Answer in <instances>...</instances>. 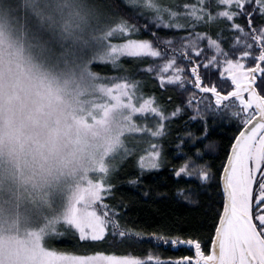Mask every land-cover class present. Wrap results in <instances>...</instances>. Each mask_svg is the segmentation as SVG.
<instances>
[{"label":"snow or ice","instance_id":"6c2138e0","mask_svg":"<svg viewBox=\"0 0 264 264\" xmlns=\"http://www.w3.org/2000/svg\"><path fill=\"white\" fill-rule=\"evenodd\" d=\"M124 5L132 9L131 15L112 0L102 6L112 27L105 54L93 62L123 70L120 76L106 78L117 82L113 93L125 112L124 131L112 147L111 158L100 165L97 178L81 191L61 223L80 242H104L110 237L113 243L147 242L173 251L185 248L192 254L162 258L152 251L69 254L48 248L33 249L32 255L37 260L43 257L40 264H264V0H124ZM140 19L145 20L143 26ZM160 29L173 34L161 35ZM143 32L149 38H141ZM124 58L140 65L135 73L123 69ZM141 74L147 80L135 78ZM149 81L155 83L145 92ZM169 87L187 93L186 98L177 104L171 95L164 99ZM187 111L192 113L189 121L203 123L204 134L195 137L186 132L178 137L177 149L185 136L193 145L207 138L209 116L238 129L218 173L217 200L212 201L208 192L217 173L202 160L200 149L181 152L185 158L171 167L178 179L194 178L199 183V189L178 187L177 197L193 204V195H209L214 234L207 252L201 239L191 232L185 237L175 220L129 226L121 210L123 202L109 203L114 200L115 157L135 158L141 174L161 169L165 156L158 141L170 133V123ZM129 135L138 137L132 147ZM143 195L148 197L150 191ZM213 203L222 208L213 210ZM13 256L10 253L6 260L0 252V264H16Z\"/></svg>","mask_w":264,"mask_h":264},{"label":"rangeland","instance_id":"374dc122","mask_svg":"<svg viewBox=\"0 0 264 264\" xmlns=\"http://www.w3.org/2000/svg\"><path fill=\"white\" fill-rule=\"evenodd\" d=\"M11 1L4 13L18 17L0 24V252L40 264L33 249L54 250L49 242L66 236L61 221L111 158L125 112L117 82L89 66L106 51L104 9L92 0Z\"/></svg>","mask_w":264,"mask_h":264},{"label":"trees","instance_id":"16d2710c","mask_svg":"<svg viewBox=\"0 0 264 264\" xmlns=\"http://www.w3.org/2000/svg\"><path fill=\"white\" fill-rule=\"evenodd\" d=\"M4 2H6L5 5ZM107 2L108 0H92L93 6L95 8L98 7V9H104L102 6ZM112 2L119 5L121 8H124V11L131 15L132 9L125 7L124 0H112ZM9 4L10 7H12L15 2H10V0H0L1 25H4L6 21H14V18L18 17V14L9 18L5 15L4 9ZM98 9H96L97 13H99ZM8 11L11 15L12 11ZM139 24L143 26L145 20L140 19ZM109 25H112L111 19ZM159 31L161 35L173 34L172 32L163 29H160ZM9 32L11 35L13 34V31L9 30ZM141 38H149L148 32H143ZM89 48L88 46H82L80 51L84 53V55H87L86 52ZM90 50L92 51V49ZM92 52H95V50ZM120 63L123 65V69H130L134 73L135 70L140 67V65L131 58H124ZM89 66L90 70L93 71V74L104 78L106 81L111 80L106 77H117L123 74L122 69L113 68L111 64L92 63ZM135 78L147 80V77L142 74L136 75ZM153 83H155V81H149L146 84L144 91H151V85ZM155 91L157 95H160L158 87ZM169 95L173 97V104H177L181 103L182 99L186 98L187 93H181L176 88L169 87L168 91L163 93L164 99ZM169 107L171 108V105ZM191 114L190 111H187L186 114H182L179 118L173 120L169 126L170 133L165 136L163 140L158 141L163 145L165 156V164L161 169L141 174L136 167L135 158L121 160L119 156L115 157L113 163L116 164V168L111 178V182L115 188L114 200L109 201V203L123 202L121 210L124 214V221L129 226L135 225L137 227H142L146 224L155 225L166 220H175L183 228V235H185V237L191 232L193 237L201 239L204 245L210 240L214 231L213 212L208 209L209 195H193V200L195 201L193 204H188L184 202L182 198L177 197L175 192L178 187L199 189V183L194 178L178 179L171 171V167L172 164H180L185 158L180 155L181 152L193 154L197 149H200L204 153L202 160L209 162L213 166V171L217 173L214 179L210 182L212 184L211 189H208V192L211 193L212 201L217 200L218 197L215 196V192L217 190L218 173L222 169V162L226 159V149L230 147V144L234 139V134L237 133L238 129L228 126L226 120L222 122L219 118L214 119L212 116H209L207 138L199 139L193 145L192 140H189L185 136V142L182 148L177 149L176 146L180 144L178 137L184 136L188 131H191L195 137H203V123L199 120L189 121V116ZM138 122L142 123L143 121L142 119H138ZM149 122L151 123V121ZM127 139L129 147H132L138 137L129 135ZM131 180H137L138 183H129ZM146 191H150L148 197L143 195ZM221 207L222 205H216L213 203V210ZM125 208L126 211L124 210ZM62 232L66 233L65 237L54 240L52 244L49 242L50 246L59 252L91 254L96 250H103L106 254L146 255L148 251H152L157 254H162V258H178L181 255L192 254L185 248L173 251L163 247L157 248L154 244H149L147 242L143 244L129 242L113 243L110 237L104 242H80L78 237L74 235L72 231H66L65 228L62 227ZM141 249H143V251H141Z\"/></svg>","mask_w":264,"mask_h":264},{"label":"flooded vegetation","instance_id":"af4514ba","mask_svg":"<svg viewBox=\"0 0 264 264\" xmlns=\"http://www.w3.org/2000/svg\"><path fill=\"white\" fill-rule=\"evenodd\" d=\"M221 208H222V207H221ZM213 234H214V231H213L212 235H213ZM210 245H211V238H210V240H209L207 243H205V244L203 245L204 250H205L206 252L209 250Z\"/></svg>","mask_w":264,"mask_h":264}]
</instances>
